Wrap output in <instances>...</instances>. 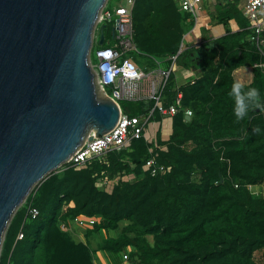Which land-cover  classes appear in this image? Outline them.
Masks as SVG:
<instances>
[{"label": "trees", "instance_id": "obj_1", "mask_svg": "<svg viewBox=\"0 0 264 264\" xmlns=\"http://www.w3.org/2000/svg\"><path fill=\"white\" fill-rule=\"evenodd\" d=\"M216 1L207 12L226 34L215 38L202 29L198 46H187L179 55L178 66L201 76L179 89L171 80L167 104L181 91L183 107L173 118L169 141H162L158 131L156 144L135 140L129 150L111 153L107 164L96 161L80 170L65 164L52 172L13 216L0 264H94L89 239L117 231L126 221L119 236L104 240L99 251L117 256L131 249L130 264H264V195L254 196L246 188L264 186V72L254 68L261 57L250 44L239 1ZM187 20L174 0H137L138 49L156 58L178 53L193 27ZM232 20L238 31L231 29ZM242 68L253 71L242 90L256 88L259 97L237 119L230 94L234 73ZM122 109L130 117L145 114L142 103L125 102ZM185 109L193 111L190 121ZM153 122L161 123L162 117L155 115ZM257 126L259 134L253 132ZM151 158L171 172L152 177L145 169ZM103 173L121 177L111 193L97 187ZM30 207L39 211L36 219L29 217ZM80 215L99 219L87 230L86 243L61 229Z\"/></svg>", "mask_w": 264, "mask_h": 264}, {"label": "water", "instance_id": "obj_2", "mask_svg": "<svg viewBox=\"0 0 264 264\" xmlns=\"http://www.w3.org/2000/svg\"><path fill=\"white\" fill-rule=\"evenodd\" d=\"M107 2L0 0V249L34 187L119 122L89 63Z\"/></svg>", "mask_w": 264, "mask_h": 264}, {"label": "built area", "instance_id": "obj_3", "mask_svg": "<svg viewBox=\"0 0 264 264\" xmlns=\"http://www.w3.org/2000/svg\"><path fill=\"white\" fill-rule=\"evenodd\" d=\"M126 6H111L108 0L101 10L94 33V43L90 53V66L96 76L99 91L114 101L120 108L121 115L116 127L97 138L86 143L78 149L66 163L77 170L87 168L93 162L99 161L107 164V157L111 153L120 154L129 150L135 140L145 138L151 143H157V131L151 134L149 124L153 122L155 115L162 117V122L172 120L183 107V93L177 92L175 100L167 104V91L172 78L175 79V71L179 55L184 50V41L198 30L199 26L210 23L209 14L205 3L215 0H174L179 10L188 15V23L193 25L187 33L178 53L166 58H156L143 54L135 43V30L133 22V9L137 0H124ZM242 13L251 30L250 44L261 57V62L254 68L264 72V0H243ZM208 25V24H207ZM104 28L105 42L99 46L100 30ZM96 43V45H95ZM134 53L148 56L154 62L150 71H144L133 62ZM163 65H167L164 67ZM201 76L192 71V77L188 80L194 84ZM177 85V84H176ZM181 86L177 85V89ZM120 102H133L144 104L145 114L139 117H130L124 114ZM186 118H192L193 111L185 109ZM152 177H161L170 173L172 168L158 163L151 158L145 166ZM121 179L109 178L106 174L97 183L101 191L112 192L114 185ZM114 184V185H113ZM239 188V184H235ZM247 190L254 196H261L260 186L247 185ZM29 217L36 219L39 211L29 208ZM78 225L89 223L95 225L94 220H86L83 215L76 217ZM64 225L61 229H64ZM18 239H23L20 233ZM125 261L129 260L128 254L123 255Z\"/></svg>", "mask_w": 264, "mask_h": 264}, {"label": "crops", "instance_id": "obj_4", "mask_svg": "<svg viewBox=\"0 0 264 264\" xmlns=\"http://www.w3.org/2000/svg\"><path fill=\"white\" fill-rule=\"evenodd\" d=\"M211 2H213V1L205 3L206 11H207V7H209L208 4H210ZM214 2H216V0ZM210 21H211L210 23H207L208 25L203 24L202 29H208L209 32L212 33V36L215 38L222 37L223 35L226 34V29L223 25H214L212 20H210ZM230 27L234 32L239 30L238 24L235 20H232L230 22ZM201 38H202L201 33L198 30H196L195 33L190 35L187 38V40L184 41V47L185 46L198 45L201 41ZM244 69L245 68H242V69H240L234 73V77H235L236 82L241 83V85H243V86L250 84L252 81V80L248 81L246 79L247 75H246V73H244ZM192 71H194V70H186L180 66H177L176 71H175V83L178 86H182V85L186 84L188 82V80L192 77ZM195 72L199 73V75H200L199 71H195ZM152 127L155 128V130L157 132L160 131L162 141H164V142L169 141V139L173 133V121L172 120H166L165 122H161V123L156 122L152 125ZM84 218L86 220H94L96 223L97 222L99 223V219H97L96 217L84 216ZM62 225H64V227H65L62 230L64 232L68 233L71 236V238L77 243H82V242L86 243L87 240H86L85 234H86L88 229H92L94 226V225H90L89 223H85L84 225H78L75 222V220L68 221L66 224H62ZM72 226H73V229L71 228ZM102 232H104L105 240H106L108 238H113V237H108V235L110 236V233H112V232L114 233L116 231H110V232L101 231L100 233H102ZM96 235L97 234H94L89 239L88 244L90 247L92 244L91 241L95 238ZM98 248H99V246H97L96 251L91 248L93 253H94V255H93L94 264H121L119 262V259H115L114 256L107 254L103 251H99ZM128 250H127V252L129 253L131 250L130 251H128ZM125 254H127V253H125ZM125 254H122V260L123 261H124L123 255H125Z\"/></svg>", "mask_w": 264, "mask_h": 264}, {"label": "rangeland", "instance_id": "obj_5", "mask_svg": "<svg viewBox=\"0 0 264 264\" xmlns=\"http://www.w3.org/2000/svg\"><path fill=\"white\" fill-rule=\"evenodd\" d=\"M112 2L110 3V5L111 6H118V5H123V6H126V2L124 1V0H111ZM239 1V3H240V5H239V7H240V9H242V6H243V4H244V1L243 0H238ZM217 3V1L216 2H211L210 4H208L209 5V7L211 8V9H214V6H215V4ZM171 4V3H170ZM242 12V11H241ZM243 14V13H242ZM210 17V16H209ZM210 20H211V18H210ZM189 28V27H188ZM189 30V29H188ZM187 30V31H188ZM198 31L201 33V35H202V26H199L198 27ZM190 32V31H189ZM186 35V34H185ZM211 35H212V33H211ZM95 45H96V43H95ZM198 46V45H197ZM185 47H187V46H185ZM185 47H184V49H185ZM196 47V46H195ZM133 60V62L137 65V66H139V67H141V69L142 70H144V71H150L152 68H153V66H154V62L152 61V59L150 58V57H148V56H145V55H142V54H140V53H134V58L132 59ZM164 67H166L167 65H163ZM244 73H246V75H247V80L248 81H251L252 80V78H253V71H252V69H250V68H245L244 69ZM125 102H120V106L122 107V105L124 104ZM152 123L151 124H149V127H148V129H149V132L151 133V134H153L154 132H156V130H155V128H153L152 127ZM114 185V184H113ZM259 190H260V192L262 193V196L264 195V186H260V188H259ZM25 203V202H24ZM23 203V204H24ZM125 224H128V222L126 221V222H123V223H121L120 224V228H119V230H117L116 232H112V233H110V236L108 235V237H113V238H115V237H118L119 236V234L121 233V229L125 226ZM72 229H73V226L71 227ZM82 231V230H81ZM151 242H153V237H149L148 238ZM105 240V234H104V232H102V233H97V235L95 236V238L91 241V248L93 249V250H95L96 251V249H97V246H100L102 243H103V241ZM131 249H129L128 251H130ZM127 254H128V252H126ZM0 254H1V249H0ZM125 254V253H124ZM114 258L115 259H119V262L121 263V264H130V261L129 260H127V261H123L122 260V254H120V255H117L116 257H115V255H114ZM122 261V262H121Z\"/></svg>", "mask_w": 264, "mask_h": 264}, {"label": "clouds", "instance_id": "obj_6", "mask_svg": "<svg viewBox=\"0 0 264 264\" xmlns=\"http://www.w3.org/2000/svg\"><path fill=\"white\" fill-rule=\"evenodd\" d=\"M230 95L234 97L235 103L233 111L236 118L243 119L247 115L249 109L257 104L259 90L256 88L242 90L241 83L235 82ZM253 132L259 134L261 132V128L257 126L253 128Z\"/></svg>", "mask_w": 264, "mask_h": 264}]
</instances>
